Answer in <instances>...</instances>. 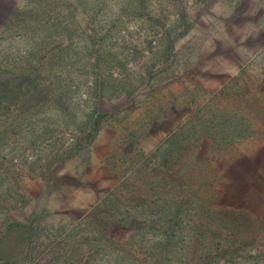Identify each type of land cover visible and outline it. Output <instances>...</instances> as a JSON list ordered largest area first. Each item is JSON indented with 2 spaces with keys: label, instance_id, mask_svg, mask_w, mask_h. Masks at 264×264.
I'll list each match as a JSON object with an SVG mask.
<instances>
[{
  "label": "rangeland",
  "instance_id": "374dc122",
  "mask_svg": "<svg viewBox=\"0 0 264 264\" xmlns=\"http://www.w3.org/2000/svg\"><path fill=\"white\" fill-rule=\"evenodd\" d=\"M8 59L41 78L0 134L22 264H264V0H0Z\"/></svg>",
  "mask_w": 264,
  "mask_h": 264
},
{
  "label": "trees",
  "instance_id": "16d2710c",
  "mask_svg": "<svg viewBox=\"0 0 264 264\" xmlns=\"http://www.w3.org/2000/svg\"><path fill=\"white\" fill-rule=\"evenodd\" d=\"M6 25L3 26L5 28ZM33 76L32 79H29L25 69L20 66V63H15L12 59H8V62L6 65L2 66L0 68V134L3 136H6L5 131L10 129L9 127H2L4 124V120L9 115L10 109H12V106L15 107L16 100L18 97L22 96L23 93H25V87L31 86L30 89L34 90L33 85H36L37 81L41 79L35 71L33 70ZM186 166L184 164H181L179 162H174L169 165H164L163 170L170 175L176 177L177 175L181 176L184 172H186ZM172 181V184L174 185L176 181L170 179ZM164 182V181H162ZM160 186H166V185H160ZM5 194L0 195L1 199L5 200ZM191 198V197H190ZM186 199L179 197L178 198H164V199H157L156 201L161 200L160 206L158 207V210L154 209L149 204L148 201H142L138 206L142 209V212L144 213V217L147 216L148 212H151V215L154 217L156 216L157 219L150 220V225L152 226L155 222H161L169 227L175 223H178L181 221V215H182V207H183V201L187 204L188 201H191V199ZM183 199V200H182ZM200 200L199 205L197 206L199 209H202L203 202ZM16 203L19 202L18 199L14 200ZM1 206V205H0ZM104 207H106V210H97V214L102 213L103 215L108 214L109 211L112 210L114 213L118 214V217H115L116 226H124L125 223H133L136 224V215L134 214V219H130L129 216L125 215V212L121 210V204L115 205V207H111L110 205L105 204ZM149 207V209H147ZM152 207V208H151ZM146 208V209H145ZM189 210V209H187ZM186 210V211H187ZM101 219L98 220L99 223L107 224L109 221L104 220L103 217H100ZM95 220V219H93ZM157 222V223H158ZM167 226V227H168ZM25 225L21 224H15V223H8L6 225H0V264H22L24 263L26 256L22 254L23 249H20L21 245L27 239V236L30 232H32V229L30 228H24ZM99 240L100 238H96ZM24 246V244L22 245Z\"/></svg>",
  "mask_w": 264,
  "mask_h": 264
}]
</instances>
